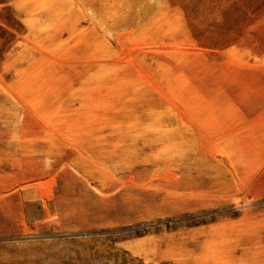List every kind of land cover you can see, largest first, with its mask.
<instances>
[{"label": "rangeland", "instance_id": "374dc122", "mask_svg": "<svg viewBox=\"0 0 264 264\" xmlns=\"http://www.w3.org/2000/svg\"><path fill=\"white\" fill-rule=\"evenodd\" d=\"M249 195L264 0H0V264H173Z\"/></svg>", "mask_w": 264, "mask_h": 264}, {"label": "crops", "instance_id": "0c3cea01", "mask_svg": "<svg viewBox=\"0 0 264 264\" xmlns=\"http://www.w3.org/2000/svg\"><path fill=\"white\" fill-rule=\"evenodd\" d=\"M247 209L215 215L183 232L180 256L173 264H264V196L249 195ZM188 255L185 258L184 255Z\"/></svg>", "mask_w": 264, "mask_h": 264}]
</instances>
